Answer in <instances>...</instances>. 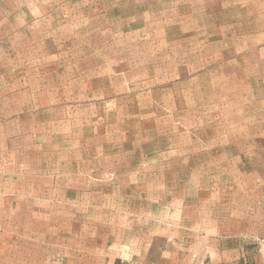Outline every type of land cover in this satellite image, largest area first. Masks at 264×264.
I'll list each match as a JSON object with an SVG mask.
<instances>
[{"label": "rangeland", "instance_id": "rangeland-1", "mask_svg": "<svg viewBox=\"0 0 264 264\" xmlns=\"http://www.w3.org/2000/svg\"><path fill=\"white\" fill-rule=\"evenodd\" d=\"M0 264H264V0H0Z\"/></svg>", "mask_w": 264, "mask_h": 264}]
</instances>
